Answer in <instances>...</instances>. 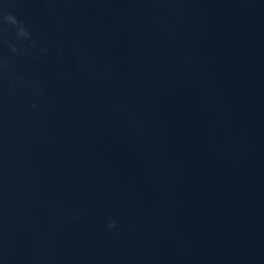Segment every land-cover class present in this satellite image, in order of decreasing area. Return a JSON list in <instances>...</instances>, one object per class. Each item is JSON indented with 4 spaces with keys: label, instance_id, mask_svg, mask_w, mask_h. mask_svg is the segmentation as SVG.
Wrapping results in <instances>:
<instances>
[{
    "label": "clouds",
    "instance_id": "1",
    "mask_svg": "<svg viewBox=\"0 0 264 264\" xmlns=\"http://www.w3.org/2000/svg\"><path fill=\"white\" fill-rule=\"evenodd\" d=\"M6 19H7L8 21H11L12 23H16V22H17V21L15 20V18H14L12 15H10V14L6 16ZM20 32H21L22 35H26V32H25V30L23 29V27H21ZM109 227H110V228L115 227V223H114V222H113V223H110V224H109Z\"/></svg>",
    "mask_w": 264,
    "mask_h": 264
}]
</instances>
